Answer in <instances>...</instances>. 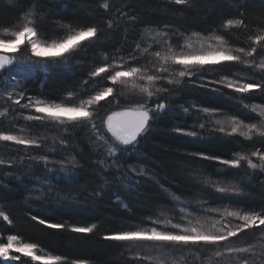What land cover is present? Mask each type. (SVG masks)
<instances>
[{
    "label": "snow or ice",
    "instance_id": "snow-or-ice-1",
    "mask_svg": "<svg viewBox=\"0 0 264 264\" xmlns=\"http://www.w3.org/2000/svg\"><path fill=\"white\" fill-rule=\"evenodd\" d=\"M10 6L18 7L23 13V26L14 31L4 28L7 39H0V100L7 107L0 111V117L6 114L13 115V123L17 116L23 117L27 122H35L37 126H43L46 122H55L63 127L64 133L89 129L90 140L96 147L92 150L95 160H90L94 166V175L98 188L93 190V198L103 194L109 186L110 177H121L127 185L135 188L140 186L142 179L148 176L154 178L155 173L149 176L148 171L135 164H127V158L138 155L139 142L150 131L157 120L168 116H176L180 112L188 114L189 107L181 105L175 107L173 99L180 90L179 86L187 85L192 81L195 87L207 89L210 94L218 97H227L238 102L243 110H246L243 119L237 115H228L225 119L216 118L223 114L221 109L202 107L198 112L205 114L204 119L213 121L214 126L207 128L205 123L199 124L200 130H207L208 137L223 133L231 138L232 143L239 144L241 151L234 154L235 158H222L216 154H207L203 151L190 153L193 158L199 157L205 161H214L221 167L217 168V174L223 175L231 169H243L244 175L249 180L264 177V102L251 103L255 97L264 101V21L256 23L255 29L250 27L253 21L246 16L245 4L240 0H234L237 8L234 14L237 18H229L222 21L221 28L229 29L227 38L220 29H215L217 34L210 36V42L205 44L199 40V48H194L193 43L186 42L183 49L176 52L173 44L180 47L179 40L184 33L169 25H164V30L146 29L147 38L150 41H137L138 25L142 22L134 12H128L129 6L120 8L115 17L98 12H91L93 22L86 25L62 24L67 28L66 34L58 39L40 41L41 35L39 20L47 13L42 0H6ZM124 3V0H120ZM169 3L182 6L179 11L185 12L195 8L198 0H169ZM104 13L112 11L111 5L106 2L98 4ZM244 9V11H241ZM32 17V19H29ZM97 17L99 19H97ZM21 19V17H18ZM103 20V26L100 21ZM121 21L124 25H121ZM123 29L124 39L121 46L111 54L113 63H102L88 72L90 78L84 81L89 87L84 94L86 99L79 102H47L39 98L27 95V85L24 83L29 75L19 70V66L33 62L31 57L19 58L22 47L26 42L30 46L32 56L49 57L52 62L68 64L69 59L65 53L76 55L87 48H96L106 43L102 40L104 30ZM132 36V39H129ZM192 37H200L199 32H192ZM243 36L244 39L240 37ZM235 40L240 46L227 47ZM190 41V38H189ZM87 42V43H85ZM103 59L107 61L109 54L104 53ZM236 66V72H218L214 65L223 66L225 63ZM34 63H47L46 60H37ZM207 66V67H206ZM240 72L242 75H237ZM101 74H104L103 76ZM188 78V79H186ZM107 82V86H105ZM227 90V91H226ZM75 93L68 92V97H74ZM111 97V99H107ZM24 101V103H21ZM106 103L101 105L100 102ZM114 101H123L131 105L127 110L113 111L107 115L106 120L101 121L98 127L96 115L98 108L111 105ZM21 109L30 110L32 114L24 115ZM247 121V122H246ZM103 129V130H102ZM23 131V129H21ZM179 135L197 139H206L203 131H197L195 126L187 130L180 125L174 128ZM110 134V135H109ZM242 137L243 141L239 138ZM221 139L220 137H217ZM244 141L248 143L245 144ZM0 142H11L16 146H23V151L31 161H43L48 172L54 171L48 165L59 164V171L66 176L75 174V170L81 167L75 156L64 161H50L47 154L33 155L32 149H40L43 143L41 138L35 136H22L8 131H0ZM55 139L53 144H55ZM260 144V148L256 147ZM60 152L75 151L78 145L72 135H61L59 139ZM56 149H49L55 151ZM20 151V149H17ZM83 156V151L78 153ZM255 158V161L254 159ZM21 160L24 157H20ZM110 161V163H109ZM5 160L0 159V165ZM127 165V166H126ZM11 166V162H9ZM252 170V171H249ZM9 175L13 173L9 172ZM32 175L31 168L24 173ZM16 179H20L17 175ZM162 192L177 202L179 211L183 213L179 222H174V217L165 216L161 211L159 216L147 219L151 221V227L128 231H113L105 234L104 241L116 242L120 247H126L134 252L131 264H168L166 256L174 251L195 252L210 251L209 264L215 258L217 264H264V207L257 209H237L230 205L218 207L207 206L208 202L203 197L208 195L206 188H200L197 195L201 199L195 202L200 205L193 211H188L181 196L164 188L156 182ZM204 184L214 188L217 193L225 196L244 195V190L239 184L226 183L221 186L219 181L205 180ZM264 186V179L260 181ZM119 201V197L117 198ZM122 203V202H121ZM125 208L126 204L123 205ZM32 221L45 225L49 229L67 230L72 233L91 234L97 229V224L79 226L62 223H51L38 215L30 214ZM0 220L14 227V221L3 209H0ZM4 231V230H0ZM260 234L261 239L256 238ZM252 235V240L241 243V236ZM36 242H23L19 234H7L6 238L0 236V264H30L20 255L30 257L36 264H89L84 259H70L64 254H37L42 252Z\"/></svg>",
    "mask_w": 264,
    "mask_h": 264
},
{
    "label": "trees",
    "instance_id": "trees-1",
    "mask_svg": "<svg viewBox=\"0 0 264 264\" xmlns=\"http://www.w3.org/2000/svg\"><path fill=\"white\" fill-rule=\"evenodd\" d=\"M42 2L47 13L41 16L39 20L41 35L37 38L40 41L48 42L66 34L68 29L62 27V24H70L75 27L76 25L91 23L93 22V16L89 14L91 12L101 13L105 19L109 15L115 17L120 8H124L126 5L129 6L126 10L137 14L139 20L142 21L138 25V34L135 39L137 41L143 40L146 43L150 41L144 40L143 33L146 32L145 30L154 28L164 30L165 24L178 29L185 36H191L192 32H199L203 36L216 35L215 29H220L227 38V33L230 30L221 28L222 21L237 18L234 15L237 11L234 0H198L195 8L185 12L179 11L182 6L169 3V0H124L123 4L120 3V0H106L112 8L109 13H104L102 8H98V4L104 3L105 0H42ZM240 2L245 4L246 16L254 22L250 27L255 29L256 23L264 21V0H240ZM22 16L23 13L19 11L18 7L10 6L6 0H0V39L8 38L7 34L4 33V28L8 27L9 31H14ZM97 19L99 18L97 17ZM100 23L103 26V20ZM120 23L124 25L123 21ZM240 38L244 39L243 36ZM123 39L122 28L111 31L105 29L102 36V40L106 41L105 44L96 48H87L74 56L65 53L64 57L69 59L67 65L61 61L53 63L49 57L32 56L30 46H27L25 42L19 58L31 57V61H33L19 66L20 71L29 75V78L24 81L27 85V95L57 103L71 100L79 102L80 99H86L87 95L84 92L89 86L85 85L84 81L96 79L90 78L88 72L102 63H113L111 54L121 46ZM129 39L131 40L132 36H129ZM181 39L179 40L180 47H177V50L183 49V38ZM173 45L175 46V43ZM226 46L238 47L240 45L232 40ZM260 47H264V45ZM104 53L109 54L107 61L103 59ZM257 59H264V57ZM37 60H46L47 63H34ZM213 67L221 74L236 72V66L227 62L223 66L214 65ZM236 74L242 75L240 72ZM193 80L195 77L189 79L186 86H179L180 90L173 98L175 107L179 108L181 105L189 107V113L180 112L176 116L157 120L151 131L140 139L138 155H130L127 158V164H135L145 168L149 176L155 173L154 178L149 179L148 176H145L140 186L133 190L134 186L127 185L124 178L110 177L109 186L101 196L96 198H93L92 193L94 189L98 188L97 180L99 178L94 175V166L90 164V160L96 159L92 155V150L96 145L90 140L89 129L91 125L88 129L80 130L78 128L75 132L64 133L63 127L68 126L62 127L55 122H46L43 126H37L35 122H27L20 116H17L13 123L14 118L11 113L6 114L5 117H0V131H8L16 135L24 133L26 137L35 136L43 140L40 149L31 150L33 155L47 154L50 161L63 160L69 168L71 165L67 161L70 157L75 156L81 166L75 170V174L66 176L64 172L59 171V164L50 163L48 165V168L54 169V171L49 172L50 174L57 173L56 176L61 175L71 180L72 183L67 184L64 179L49 174H37L34 169L47 171L45 165L43 161L29 160L23 151V146H16L11 142H0V159L5 160V164L0 165V209L5 210L14 221L13 227L0 220V230H4L0 231V236L6 238L7 234H19L23 242H36L43 250L37 254H64L70 259L87 260L89 264H131L134 252L129 251L126 247H120L116 242L104 241L102 237L113 231L151 227V221L147 218L150 215L155 218L160 215L161 211L164 212L165 216L174 217V222L180 221L183 213L179 211V206H176L177 202L172 201L162 192L156 183L157 181L164 188L181 196L188 211L200 207L195 201L202 198L197 195L198 190L202 187L208 191V195L203 197L208 202L207 206L230 205L244 210H259L264 207V186L260 183L264 177L249 180L244 175L243 169H231L220 175L217 174V168L221 166L216 162L205 161L199 157L193 158L189 155L193 152L203 151L207 154L219 155L222 158H235L234 154L241 151V146L232 143L231 138L225 137L223 133L208 137L207 130L199 129L200 123H205L207 128L214 126L213 121L204 119V113L198 112L199 108L221 109L224 115H237L239 119H243L244 115L247 114L237 101L227 97H218L210 94L207 89L195 87L192 83ZM2 86L0 84V87ZM105 86H107V82H105ZM69 91L74 92L75 96L68 97ZM107 99H111V97ZM245 102L262 103L264 101L255 97L251 101ZM105 103V101L100 102L101 105ZM5 107L7 105L0 100V111H3ZM129 107L131 105L128 103L114 101L107 107L98 108L95 122L100 127L101 121L105 120L110 111ZM21 111L24 115L32 114L27 109H21ZM177 125L187 130H192L195 126L196 130L203 131V135L207 138L197 139L179 135L174 131ZM61 135H72L78 145L77 149L60 152L59 139ZM54 139L55 144H53ZM239 139L243 141L242 137ZM244 143L247 144L248 142L244 141ZM256 147L260 148L261 146L256 144ZM53 148L56 150L49 151ZM80 151H83V156L78 154ZM20 157H24V159L21 160ZM253 159L255 161V158ZM9 162H11V166H9ZM29 168H31L32 175L26 176L24 173ZM4 172L7 174L11 172L15 177L19 175L21 178L19 180H4ZM27 178H32L40 187L43 183L41 191L43 195H47V191L50 189L53 193L50 195V199L38 200L39 198L35 196L23 193L18 185H22L24 183L22 179ZM209 179L219 181L221 186L226 183L239 184L245 194L229 197L217 193L214 188L203 183ZM48 183L51 184L49 189L46 188ZM39 185L37 186L39 187ZM59 191L68 193L69 198L72 199L73 197L75 203L71 204L58 200L56 194H59ZM24 195L27 197L24 198ZM124 204L127 205L126 208L123 206ZM30 214L38 215L51 223L65 224L69 221L79 226H90L92 223H96L97 229H94L91 234L49 229L45 225L32 221ZM256 238L261 239L260 234L257 233ZM248 240H252L251 234L241 236V243ZM20 255L30 264H36V262H31L30 257L23 253ZM211 256L210 251L200 253L174 251L167 254L166 259L168 264H209V257ZM211 264H217L215 258L212 259Z\"/></svg>",
    "mask_w": 264,
    "mask_h": 264
},
{
    "label": "bare ground",
    "instance_id": "bare-ground-1",
    "mask_svg": "<svg viewBox=\"0 0 264 264\" xmlns=\"http://www.w3.org/2000/svg\"><path fill=\"white\" fill-rule=\"evenodd\" d=\"M34 171L37 174H39V175H41V174H45V175L49 174L50 176H54V177H57V178H60V179H64V180H66L65 183H67V184L72 183L71 180H68L67 178H64V176H61V175L60 176H56L57 173L50 174L48 171H45V170H42V169H34ZM14 177H15L14 175H9V174H7V172H4V174H3V179L7 180V181H10L11 179H16ZM22 180H23L24 183L22 185H18V188L20 189V187H21V191L23 193H25L26 195L30 194V196L31 195L35 196V197L39 198L38 200H40V199L41 200H48V199H50V195H53V193L49 189V187L51 186L50 183H48V185L46 186V188L48 187V189H49L47 191L48 194L47 195L46 194L43 195V194H41V191L43 189V183H42V186L40 187V185L36 184L37 182H34V180L32 178H27V179H22ZM61 182L63 183V181H61ZM37 185H39V187ZM59 192H60L59 194H56L57 197H58V200H61L63 202H68V203H71V204L75 203L73 201L74 198L72 197V199H70L69 196H68L69 195L68 193H66L65 191L64 192L63 191H59ZM26 195H24V198L27 197ZM55 202H57V201H55ZM65 224L72 225L73 223L68 221V222H65Z\"/></svg>",
    "mask_w": 264,
    "mask_h": 264
},
{
    "label": "rangeland",
    "instance_id": "rangeland-1",
    "mask_svg": "<svg viewBox=\"0 0 264 264\" xmlns=\"http://www.w3.org/2000/svg\"><path fill=\"white\" fill-rule=\"evenodd\" d=\"M29 19H30V17H29ZM23 23H24V20L23 19H21V21L16 25V29L17 28H19V27H22L23 26ZM15 29V30H16ZM154 30H157V29H155L154 28ZM143 36H144V40H148V38H147V33L146 32H144L143 33ZM210 36H215V34H209L208 36H203L202 34H200V37L198 38V37H192V36H190V35H187V36H183V41H182V45H184L186 42H191V43H193V45H194V48H196V49H198L199 48V40H201V39H203L204 40V42H205V44H207L208 42H210L209 41V37ZM189 38H190V41H189ZM38 39V38H37ZM40 40V39H39ZM182 40V39H181ZM42 41V40H41ZM149 41V40H148ZM173 47H174V50L176 51V52H179V51H181V50H184V51H187V49H181V50H177V47H175L174 45H173ZM128 108H125V109H116V110H114V111H123V110H127ZM113 111H110L109 112V114L108 115H110L111 113H112ZM227 116L226 115H222V116H220V117H217V118H221V119H225ZM106 118H107V116H106ZM106 118H105V120H106ZM18 135H22V136H24V133L22 134V133H19Z\"/></svg>",
    "mask_w": 264,
    "mask_h": 264
}]
</instances>
